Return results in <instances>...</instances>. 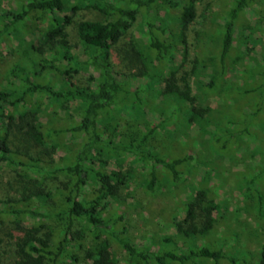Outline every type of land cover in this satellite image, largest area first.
Instances as JSON below:
<instances>
[{
  "label": "trees",
  "instance_id": "trees-1",
  "mask_svg": "<svg viewBox=\"0 0 264 264\" xmlns=\"http://www.w3.org/2000/svg\"><path fill=\"white\" fill-rule=\"evenodd\" d=\"M198 1L0 0V49L12 57L0 71V173L11 169L15 179L14 194L0 198V224L24 229L0 249V264H115L113 246L130 264H264V243L250 260L203 241L214 219L200 182L189 186L181 216L173 215V234L132 240L119 201L136 175L110 168L116 155L130 157L146 170L136 187L156 194L165 185L185 186L209 168V157L239 166L254 143L256 173L246 170L240 179L243 204L236 210L248 217L240 223L245 228L264 218V56L251 58L248 46L260 44L264 54V0H227L209 17L198 16ZM156 6L165 12L160 23L150 15ZM84 9L104 20L74 22ZM139 18L145 42L132 87L117 78L111 53ZM73 23L79 58L69 52ZM36 24L45 27L38 45L24 38ZM81 61L92 71L86 79L78 76ZM236 71L242 83L233 80ZM195 84L203 98L193 94ZM209 97L213 105H204ZM155 111L162 119L151 126L147 112ZM169 128H176V147L159 144L157 131ZM242 234L257 237L248 229Z\"/></svg>",
  "mask_w": 264,
  "mask_h": 264
},
{
  "label": "rangeland",
  "instance_id": "rangeland-1",
  "mask_svg": "<svg viewBox=\"0 0 264 264\" xmlns=\"http://www.w3.org/2000/svg\"><path fill=\"white\" fill-rule=\"evenodd\" d=\"M226 1L227 0H199L196 6L197 14L200 17H209L208 14L210 11L216 13L217 8L223 5ZM7 3L9 2L7 1ZM7 3H3V8L6 7ZM9 5H11V3H9ZM66 15L70 16L69 13ZM150 15L158 23L165 19V12L157 6L153 8ZM73 19L74 22H77L80 19L103 21L104 17L94 10L84 9L75 15ZM208 19L209 18H207V23L209 24ZM201 22L202 19H199L195 28H198ZM218 22L221 23L220 21ZM140 23L141 20L139 18L132 29H130V31L121 39V41L113 45L111 53L112 62L117 73V78L121 82L130 83L132 87H136L138 82L131 80V75H137V73L142 68L141 63L137 58V52L143 48V42H145ZM209 26L211 25L209 24ZM43 29H45V27L42 24H36L34 28L29 30L24 36L25 40L38 45L42 39V34L40 31ZM66 32L69 36L68 40L73 46V49H70L69 51L70 55L74 56L75 58H79V46L74 23L67 28ZM190 40H192V35L190 36ZM248 46L252 48L250 53L251 58L256 60H261L263 58L264 54L260 44L254 47H252L251 44ZM0 51L2 54L0 55V71L2 72L9 66L12 61V57L7 52H5L4 49L1 48ZM48 58L52 59L51 56ZM60 63L64 64L62 62ZM61 64L57 63V66L60 68ZM252 65L253 61H247V70H251ZM78 69V76L81 79H86L92 72L82 61L78 66ZM233 76L234 81L236 80L237 83H242V77L240 76L239 71H236L235 75ZM199 77L198 80L207 82V80ZM195 81H197V78ZM193 94L199 96L200 98L202 97L201 93H199L196 88V84L193 85ZM212 99L213 98L203 101V104L210 106L213 105ZM45 111L50 113L51 109L46 107ZM109 112L111 114V111ZM109 112L105 111L102 113V115L105 117L110 116ZM56 113L60 116L63 115L60 109L56 110ZM147 118L151 126L157 125L162 119L161 113L158 111H155L154 114L147 112ZM40 121L46 126H48L47 123L49 124V120L46 117H40ZM175 129L176 128H169L157 131V138L159 141H161L159 144L163 147L167 145L176 147L178 141H173L172 137V132H174ZM253 147L254 143H251L249 146H247V150L245 152L246 154L244 155L245 160L239 166H232L221 157H209V159L207 158L209 162V168H202L197 171V173L193 174V176H190L188 179L189 181H187L185 186L175 189L172 186L165 185L162 186L161 190L156 194L149 193L146 188L139 189L136 187V184L143 182L142 174L145 173V169H142L139 164H132L130 157L116 155L110 162V168L123 172L133 171L136 175V181H133L130 184V187L127 191L122 192L121 196L123 199L119 201L121 204L126 205L127 211L129 213L130 238L136 242H141L143 235L147 232H155L156 234H160L162 236L173 234L174 229L170 227L173 215H178L179 217L181 216L180 211L188 202L187 198L189 196L188 194H190L189 186H195L196 182H200L203 185L202 188L207 189L208 207L212 209L211 213L214 219L212 232L203 241H209L213 244H225L223 246V251L225 254L237 251L239 252L238 255L240 254L243 257L249 258L250 260L254 259V254L257 253L258 248L264 243V218L257 222H250V227L245 228L242 227L240 223L248 219V217L245 213L238 214V211L236 210L243 204L240 198V179L245 174L246 170L252 171L253 166L257 164V158H251L249 154L252 152ZM195 148L196 150L201 151V146L195 144ZM38 150H40V148H38ZM178 150L179 152H182V149ZM35 152L36 151L34 150L33 154H35ZM189 154H192V152H189ZM202 155L204 160H207L205 158L207 157V152ZM54 158L56 157L54 156ZM252 172L253 174L256 173L255 171ZM215 174L222 175V178L226 179V181L221 182L218 178H216ZM191 177L194 178L195 182L191 183ZM14 181V172L11 169L7 168L0 173V198L14 194V189L12 186ZM60 181H62V178H59L57 181H51L48 185L50 187H55ZM134 189L136 191H134ZM216 204L219 205V209L214 208ZM119 205L120 204H117L116 207ZM246 229L252 231L253 233L255 232L257 237L251 235H247L246 237V235H243L242 233ZM23 233L24 229L14 230L12 229V225L8 224L7 222L0 224V240H2V243L0 244L1 251H7L9 246L14 245V243L23 236ZM234 236L239 240L234 241L232 239ZM113 252L115 264H130L126 255L118 247L113 246ZM221 264H229V262L227 259H223Z\"/></svg>",
  "mask_w": 264,
  "mask_h": 264
}]
</instances>
